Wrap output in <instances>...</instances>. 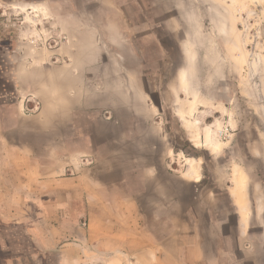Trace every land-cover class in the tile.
I'll use <instances>...</instances> for the list:
<instances>
[{"label":"crops","instance_id":"1","mask_svg":"<svg viewBox=\"0 0 264 264\" xmlns=\"http://www.w3.org/2000/svg\"><path fill=\"white\" fill-rule=\"evenodd\" d=\"M127 1L99 0L96 21L77 16L73 0H47L55 45H36L49 35L30 26L0 44V228L15 226L24 236L8 261L264 264L249 196L230 187L204 191L206 178L218 188L230 178L224 172L225 180L218 179L203 161L175 168L177 152L159 120L158 99L144 90L140 66L123 65L138 55L132 35L157 41L159 23L142 18L143 7L171 2L139 0L142 16L130 19ZM108 53L116 55V66L104 59ZM169 107L193 145L218 148L203 131L195 136L197 121L175 97ZM222 196L227 207L220 206ZM57 247L52 260L48 254Z\"/></svg>","mask_w":264,"mask_h":264},{"label":"rangeland","instance_id":"2","mask_svg":"<svg viewBox=\"0 0 264 264\" xmlns=\"http://www.w3.org/2000/svg\"><path fill=\"white\" fill-rule=\"evenodd\" d=\"M45 1L0 0V44L5 45L14 31L30 26L49 35L48 39L35 41L36 45L47 46V41L55 45L57 27L49 17L53 8ZM73 1L77 16L101 19L102 11L97 12L99 0ZM138 2L128 0L125 3L128 18L142 16ZM169 2L168 7L159 4L143 7L148 14L142 18L159 23L155 28L157 41L147 44L146 40L132 35L129 40L138 55L124 56L123 65L128 68L140 66L144 90L158 99L162 113L159 120L168 128L177 152L175 168L203 161L205 169L214 171L218 179L225 180L227 173L230 179L220 188L206 178L204 191L230 187L234 192L240 190L249 196L255 212L251 223L256 229V238L264 239V234L259 235L262 234L260 224L264 225V0ZM182 2L183 6L177 5ZM68 10L71 11L70 7ZM46 15L50 21L43 22L41 17ZM71 25L76 27V24H68ZM103 57L110 60L111 66H116V55L108 53ZM62 62L55 60L54 64ZM100 65V61L95 64ZM181 70L186 81L177 79ZM173 97L191 115L192 121H197L193 124L195 136L203 131L207 141L218 144L217 149L199 143L193 145L197 141L188 139L190 135L183 133L181 121L169 109ZM178 189L185 194L189 192L185 186H178ZM227 205L226 196H222L220 206ZM145 210H151V206ZM146 218L149 224L158 226L150 214ZM160 227L157 231L163 230V226ZM19 239L23 240L24 236L15 226L9 230L0 228V264H13L8 261L12 256L10 249ZM58 251L59 247L48 257L53 260ZM67 254L71 255L72 250ZM40 264L47 263L41 261ZM50 264L56 263L51 261Z\"/></svg>","mask_w":264,"mask_h":264},{"label":"bare ground","instance_id":"3","mask_svg":"<svg viewBox=\"0 0 264 264\" xmlns=\"http://www.w3.org/2000/svg\"><path fill=\"white\" fill-rule=\"evenodd\" d=\"M242 60H243V58H242ZM252 68V67H251ZM255 74V73H254ZM186 78L182 75V80H185ZM249 80V79H248ZM186 81V80H185ZM253 81V80H252ZM177 111V110H176ZM179 112V111H178ZM177 112V113H178ZM197 144V143H196ZM191 165H192V163H191ZM193 177H194V180H198L199 179V174L197 173V172H195L194 171V173H193ZM240 191V190H239Z\"/></svg>","mask_w":264,"mask_h":264},{"label":"built area","instance_id":"4","mask_svg":"<svg viewBox=\"0 0 264 264\" xmlns=\"http://www.w3.org/2000/svg\"><path fill=\"white\" fill-rule=\"evenodd\" d=\"M61 39H62V38L60 37L59 41H60ZM56 40H58V38L55 37L54 40H53L54 44H56V43H55ZM35 106H36V105H33V106L31 107V109H32V110L35 109Z\"/></svg>","mask_w":264,"mask_h":264}]
</instances>
